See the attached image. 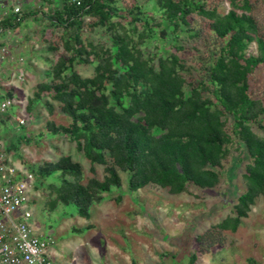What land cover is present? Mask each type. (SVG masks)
Segmentation results:
<instances>
[{
  "label": "trees",
  "instance_id": "trees-1",
  "mask_svg": "<svg viewBox=\"0 0 264 264\" xmlns=\"http://www.w3.org/2000/svg\"><path fill=\"white\" fill-rule=\"evenodd\" d=\"M155 2L159 26L172 29L174 39L188 26L191 15L210 22L219 46L205 77L188 81L184 62L177 55L179 47L157 58L143 53L141 46L156 32L151 24L155 18L140 4L125 11L117 7V0H85L81 7L59 2L60 8L46 20L67 31L62 38L67 56L58 59L51 69V82L38 86L34 100L48 96L61 105L70 123L51 125L52 132L70 138L89 161L92 173L95 165L103 166L104 177L83 185L81 166L70 157L46 163L35 172L41 179L53 174L60 178L58 185H49L55 195L52 209L71 206L88 220L90 207L101 202L103 194L121 187L120 172L128 175L130 192L149 185L167 189L171 195L185 193L188 187H216L229 146L235 145L249 158L241 175L244 187L232 214L216 225L219 231L234 233L255 202L264 197V136L253 131V126L262 128L264 105L249 92V77L264 69V40L250 16V0H228L231 9L226 14L206 9L203 0ZM36 15L26 12L16 21L12 11L0 21V37ZM88 18L109 36V44L84 45L80 31ZM252 42L257 56L246 57ZM75 64H93L94 75L82 78L73 70ZM4 91L11 98L10 90ZM155 130L162 134L155 136ZM11 148L13 144L6 150ZM120 200L116 198L117 203ZM194 260L191 255L189 264ZM248 263L256 264L251 259Z\"/></svg>",
  "mask_w": 264,
  "mask_h": 264
},
{
  "label": "rangeland",
  "instance_id": "rangeland-1",
  "mask_svg": "<svg viewBox=\"0 0 264 264\" xmlns=\"http://www.w3.org/2000/svg\"><path fill=\"white\" fill-rule=\"evenodd\" d=\"M155 1L117 0V7L128 11L140 4L147 15L155 18L151 24L156 33L141 46L146 56H166L179 47L177 55L184 62L188 81L204 78L219 46L210 22L191 15L188 26L174 39L172 29L159 26L161 18ZM203 3L206 9H215L220 14L231 9L228 0H203ZM250 5L258 36L264 40V0H250ZM49 16L44 13L43 18L25 21L0 37V43L16 59L3 70L2 83L9 85L15 105L0 115V140L5 148L14 145L7 149L12 162L35 176L32 223L39 228L38 233L55 239L60 264H189L191 255L195 256L193 264H249V259L264 264V197L255 202L236 232L216 229L220 221L232 214L244 187L241 175L249 158L235 145L229 146L220 182L212 189L188 187L185 193L171 195L167 189L149 185L130 192L126 185L128 175L120 172L121 187L103 194L102 201L90 207L88 220L80 218L71 206L51 208L55 195L49 185H58L60 178L53 174L41 179L35 170L70 157L81 166L82 184L86 185L92 178L102 181L104 167L95 165L92 173L89 161L70 138L52 132L51 125L66 127L70 123L59 103L48 96L34 100L38 86L51 82V69L58 59L67 56L62 44L67 31L51 25L46 20ZM93 21L88 18L82 25L80 39L84 45L91 43L98 48L109 44V36L103 29L93 27ZM138 30H142L139 24ZM245 54L257 56L254 42ZM73 70L82 78L94 75L93 64H75ZM249 86L250 94L264 105V69H257L249 77ZM18 119H23L24 125H19ZM261 125L262 128L253 126V131L263 137L264 118ZM161 134L154 131L155 136ZM119 196L121 200L117 203Z\"/></svg>",
  "mask_w": 264,
  "mask_h": 264
},
{
  "label": "built area",
  "instance_id": "built-area-1",
  "mask_svg": "<svg viewBox=\"0 0 264 264\" xmlns=\"http://www.w3.org/2000/svg\"><path fill=\"white\" fill-rule=\"evenodd\" d=\"M47 4L66 2L81 7L85 0H43ZM21 17L18 5L13 9ZM16 62L9 51L0 48V115L7 113L15 105L12 98L6 96L2 83L6 65ZM24 125L23 119L17 120ZM36 179L32 172L15 165L0 140V264H55L51 252L56 246L54 238L38 233L32 223V196Z\"/></svg>",
  "mask_w": 264,
  "mask_h": 264
},
{
  "label": "crops",
  "instance_id": "crops-1",
  "mask_svg": "<svg viewBox=\"0 0 264 264\" xmlns=\"http://www.w3.org/2000/svg\"><path fill=\"white\" fill-rule=\"evenodd\" d=\"M16 5L20 7L21 14L26 12L37 13L35 17L32 16L29 19L25 20L30 21L31 19H35L36 17L43 18L44 13H47V15L51 16L54 11L60 8L61 4L59 2L54 4H47L43 0H0V21L8 17L12 13ZM7 66L8 65H6L4 69ZM35 229L37 232L39 231V228H37L36 226ZM51 259L55 264H60L59 252L57 251L56 246L51 252Z\"/></svg>",
  "mask_w": 264,
  "mask_h": 264
}]
</instances>
